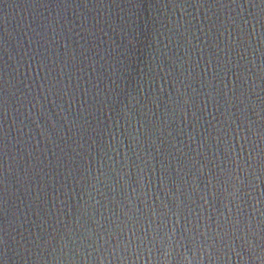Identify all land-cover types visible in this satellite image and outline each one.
I'll return each mask as SVG.
<instances>
[{
    "label": "water",
    "instance_id": "obj_1",
    "mask_svg": "<svg viewBox=\"0 0 264 264\" xmlns=\"http://www.w3.org/2000/svg\"><path fill=\"white\" fill-rule=\"evenodd\" d=\"M0 264H264V0H0Z\"/></svg>",
    "mask_w": 264,
    "mask_h": 264
}]
</instances>
